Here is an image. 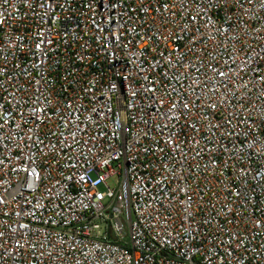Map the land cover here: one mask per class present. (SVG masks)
<instances>
[{
    "label": "built area",
    "instance_id": "obj_1",
    "mask_svg": "<svg viewBox=\"0 0 264 264\" xmlns=\"http://www.w3.org/2000/svg\"><path fill=\"white\" fill-rule=\"evenodd\" d=\"M0 264H264V0H0Z\"/></svg>",
    "mask_w": 264,
    "mask_h": 264
},
{
    "label": "rangeland",
    "instance_id": "obj_2",
    "mask_svg": "<svg viewBox=\"0 0 264 264\" xmlns=\"http://www.w3.org/2000/svg\"><path fill=\"white\" fill-rule=\"evenodd\" d=\"M117 180H118V177H114V178H112V179L110 180V182H109V186H110L111 188H115V186L117 185ZM100 191H101V192H105V191H106V188H105V187H101V188H100Z\"/></svg>",
    "mask_w": 264,
    "mask_h": 264
}]
</instances>
